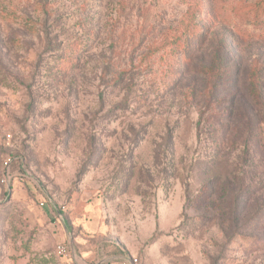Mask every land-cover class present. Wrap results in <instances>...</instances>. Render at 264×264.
I'll return each instance as SVG.
<instances>
[{"label":"rangeland","instance_id":"rangeland-1","mask_svg":"<svg viewBox=\"0 0 264 264\" xmlns=\"http://www.w3.org/2000/svg\"><path fill=\"white\" fill-rule=\"evenodd\" d=\"M9 157L0 264H264V0H0Z\"/></svg>","mask_w":264,"mask_h":264},{"label":"built area","instance_id":"built-area-1","mask_svg":"<svg viewBox=\"0 0 264 264\" xmlns=\"http://www.w3.org/2000/svg\"><path fill=\"white\" fill-rule=\"evenodd\" d=\"M14 161L13 157H9L4 160L2 168H0V203L4 202L10 196V190L12 187L13 175L11 172V165ZM22 176L29 178L31 172L23 166ZM55 255L60 260V264H93L82 261L74 249L65 244L59 243L55 246ZM121 264H142L138 257L123 258Z\"/></svg>","mask_w":264,"mask_h":264},{"label":"trees","instance_id":"trees-1","mask_svg":"<svg viewBox=\"0 0 264 264\" xmlns=\"http://www.w3.org/2000/svg\"><path fill=\"white\" fill-rule=\"evenodd\" d=\"M210 8H211V6H210ZM242 16H243V14L241 13L240 14V17H242ZM9 199H10V196L4 202L0 203V206L3 205L4 203H6Z\"/></svg>","mask_w":264,"mask_h":264}]
</instances>
